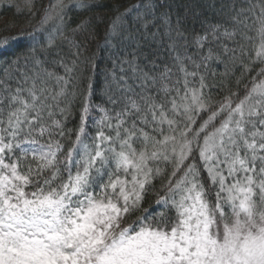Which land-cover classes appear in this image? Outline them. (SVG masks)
Listing matches in <instances>:
<instances>
[{
    "label": "snow or ice",
    "instance_id": "6c2138e0",
    "mask_svg": "<svg viewBox=\"0 0 264 264\" xmlns=\"http://www.w3.org/2000/svg\"><path fill=\"white\" fill-rule=\"evenodd\" d=\"M99 7L48 0L0 38V264H264V4L205 17L190 42L157 0L69 31V13ZM94 42L107 88L89 77L77 112ZM65 44L64 75L48 71Z\"/></svg>",
    "mask_w": 264,
    "mask_h": 264
},
{
    "label": "trees",
    "instance_id": "16d2710c",
    "mask_svg": "<svg viewBox=\"0 0 264 264\" xmlns=\"http://www.w3.org/2000/svg\"><path fill=\"white\" fill-rule=\"evenodd\" d=\"M72 0H67L66 3H71ZM90 2H95L97 4L105 5V7L93 8L90 12H83L81 9L77 8L73 12L69 13V17L72 20V23L68 26L69 31L76 26L80 20L97 13H103L107 18L112 14V10L109 5L115 4L117 2H123L126 5L137 4L138 0H90ZM36 7L33 11L37 14L29 16L27 10L24 9L25 0H0V38L6 36H15L18 34V30L27 26H35L41 19L40 12L43 6H46L48 0H34ZM159 5H163L162 8H158V12L170 11L173 15V18H179L184 21L183 27L186 29L185 35L187 36L189 42L193 38V34L196 31H199L201 27V21L207 17L211 20L219 21H228L232 16H235L237 12L242 13L241 19H244V14L249 17L253 12L258 13L260 11L261 4H264V0H157ZM252 7V11H251ZM12 28V31H5V28ZM155 30V29H153ZM99 41V38H97ZM102 43V42H101ZM163 55H161V60H167L170 62V57L164 52V49H160ZM17 51L21 54L27 52V48L24 46L23 42L17 48ZM75 49H72L70 46L65 44L63 47H59L52 50L51 55L47 56L48 71H54L58 75H64V69L58 61L61 57L65 58L68 61L73 59L72 53ZM97 54V59H100L99 69L93 71L90 67L92 60L91 57L93 54ZM175 53H173L174 55ZM191 55V53H189ZM252 56H255V49H253ZM85 56L89 57L88 64L89 68L87 71H84V65H80L81 71L77 73L74 80V87L69 88V92L72 95V98L76 100V108L74 111H79V103L82 97H78L77 93L81 92L84 86L87 84L88 78L93 77L96 83V93L99 97L102 94V89H106L107 85L104 86V77L107 72L110 71L112 65L107 59V52H105L104 57L100 58L98 49L96 48V42L89 48ZM84 57H81L83 60ZM216 74V80L219 81L225 72L224 64H221L219 67L214 63L210 69ZM43 71V69H42ZM130 75V74H129ZM236 75H239V72H236ZM81 78L83 83H81ZM132 81L130 80L129 83ZM213 95H216L213 93ZM219 98V97H217ZM78 122V118H77ZM74 124H69L68 127H74ZM155 200V195L150 193L149 203ZM148 204H145L147 207ZM138 215V213H137ZM135 219L134 216H130L129 220Z\"/></svg>",
    "mask_w": 264,
    "mask_h": 264
},
{
    "label": "rangeland",
    "instance_id": "374dc122",
    "mask_svg": "<svg viewBox=\"0 0 264 264\" xmlns=\"http://www.w3.org/2000/svg\"><path fill=\"white\" fill-rule=\"evenodd\" d=\"M65 2H67V0H65ZM35 7H36V4H35ZM251 11H252V7H251ZM103 84H104V86L107 85V82H106V80H105V77H104V82H103ZM129 222H130V220H129Z\"/></svg>",
    "mask_w": 264,
    "mask_h": 264
}]
</instances>
